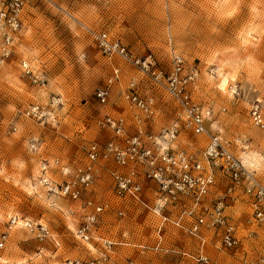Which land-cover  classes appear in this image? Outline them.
I'll return each mask as SVG.
<instances>
[{"label": "rangeland", "instance_id": "374dc122", "mask_svg": "<svg viewBox=\"0 0 264 264\" xmlns=\"http://www.w3.org/2000/svg\"><path fill=\"white\" fill-rule=\"evenodd\" d=\"M101 33L138 57L153 55L164 72L176 59L182 60L185 74L196 68L193 99L213 111L209 127L229 140L239 139L236 153L264 182V129L252 121L257 105L264 118V0H29L14 53L3 60L0 52V241L9 234L0 248V264H67L105 251L110 264H196L180 254H197V240L178 230H167L162 249H151L158 218L146 211L122 219L110 210L89 243L78 240L81 204L51 196L41 184L44 161L51 163L53 181L62 183V168L73 170L92 142L112 137L97 124L106 114L132 116L119 87L106 105L97 97L113 66L121 70V89L134 79H147L121 58H105L95 40ZM22 61L46 80L45 88L22 77ZM157 95L165 103L146 125L152 134L179 121L173 99L164 91ZM33 106H40L41 118L23 115ZM183 136L195 148L208 140L184 130ZM102 184L91 196L109 199L111 183ZM14 216L46 224L50 236L40 240L20 227L9 230ZM251 231L256 234L243 233L233 250L208 246L209 264H245L264 256V230ZM104 240L113 244L111 250Z\"/></svg>", "mask_w": 264, "mask_h": 264}, {"label": "built area", "instance_id": "2783aa9c", "mask_svg": "<svg viewBox=\"0 0 264 264\" xmlns=\"http://www.w3.org/2000/svg\"><path fill=\"white\" fill-rule=\"evenodd\" d=\"M28 4L29 0H4L0 4L3 60L14 53ZM95 40L105 58L109 61L121 58L134 65L147 79H134L121 89V70L113 66V74L105 88L98 90L97 97L106 105L112 89L119 87L132 116L106 114L100 119L98 126L110 132L112 137L105 142H92L87 147L85 160L73 170L62 168L66 175L62 183L50 177V162L44 161L41 166V184L51 196L84 203V221L75 237L89 243L102 216L110 210H116L122 219L128 214L146 211L158 218L156 244L152 250L162 249L165 232L175 229L196 239L199 246L193 256L182 252V259L189 257L196 264H209L208 246L214 243L233 250L242 243L243 233L251 236L256 234L252 228L264 230V182L257 179L255 172L247 168L236 153L240 140H229L219 130L209 127L213 111L193 99L198 70L193 68L185 74L182 60L176 59L174 67L164 72L153 55L138 57L108 33L96 34ZM20 67L23 78L46 87V80L40 79L29 62L22 61ZM160 91L173 99L179 121L152 134L146 125L156 120L161 104L165 103L158 98ZM23 115L41 118V108L33 106ZM252 121L264 129V118L258 105L252 110ZM129 122L135 123L134 132H131ZM180 125L185 132L207 137L206 144L195 148L192 143H186ZM31 149L36 151L37 144L33 143ZM55 165L60 162L55 161ZM105 172L111 180L112 194L109 199L100 201L91 193ZM13 227L26 229L40 240L50 236L46 224L28 218L14 216L9 230ZM8 238V233L2 235L0 248L5 246ZM104 244L111 250V242ZM110 262L111 256L106 252L98 258L69 260L67 264ZM182 264L186 263L183 261ZM245 264H264V256L245 260Z\"/></svg>", "mask_w": 264, "mask_h": 264}, {"label": "crops", "instance_id": "0c3cea01", "mask_svg": "<svg viewBox=\"0 0 264 264\" xmlns=\"http://www.w3.org/2000/svg\"><path fill=\"white\" fill-rule=\"evenodd\" d=\"M110 181V183H111V180H110V178H109V176L106 174V172L105 173H103L102 174V176H101V179L98 181V183H97V186L95 187V191L97 190V188H99L100 189V186H102L103 188H104V185L102 184V182L106 185L108 182ZM101 183V184H100ZM99 184V185H98ZM110 187V186H109ZM95 196V198H97L98 200H100V201H104V200H102L101 198H99V197H97L94 193H93V197ZM106 200V199H105ZM76 203H80V202H76ZM81 204V208H82V211H83V208H84V203H80ZM84 212V211H83ZM104 217V216H103ZM103 217L101 218V221H100V224L98 225V227H97V229L92 233V239H93V236H94V234H98L97 233V231L99 230H101L100 228H101V226H102V224H104L105 223V221L103 220ZM105 241V240H104ZM106 242V241H105ZM104 243V242H103ZM105 245V244H104ZM141 247V246H140ZM106 252H108V251H105V252H103V253H106ZM132 262V261H131Z\"/></svg>", "mask_w": 264, "mask_h": 264}]
</instances>
